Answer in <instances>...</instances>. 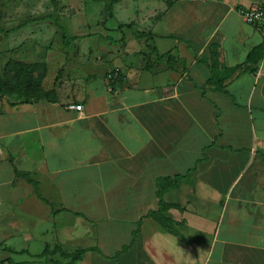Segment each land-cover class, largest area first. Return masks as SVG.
Returning a JSON list of instances; mask_svg holds the SVG:
<instances>
[{
    "label": "crops",
    "instance_id": "obj_1",
    "mask_svg": "<svg viewBox=\"0 0 264 264\" xmlns=\"http://www.w3.org/2000/svg\"><path fill=\"white\" fill-rule=\"evenodd\" d=\"M149 1L116 78L0 97V264H264V0Z\"/></svg>",
    "mask_w": 264,
    "mask_h": 264
},
{
    "label": "rangeland",
    "instance_id": "obj_2",
    "mask_svg": "<svg viewBox=\"0 0 264 264\" xmlns=\"http://www.w3.org/2000/svg\"><path fill=\"white\" fill-rule=\"evenodd\" d=\"M150 3L149 0H0V75L10 59H19L46 61L50 74L63 78L80 73L104 80L111 68L118 65L120 52L124 49L130 52L139 41L149 43L152 34L148 27L141 25L138 30L136 24L150 22V15L144 14ZM118 20L130 22V26L122 25L121 29ZM63 34L67 35V44Z\"/></svg>",
    "mask_w": 264,
    "mask_h": 264
},
{
    "label": "trees",
    "instance_id": "obj_3",
    "mask_svg": "<svg viewBox=\"0 0 264 264\" xmlns=\"http://www.w3.org/2000/svg\"><path fill=\"white\" fill-rule=\"evenodd\" d=\"M122 25L130 26V23L120 24L119 27H123ZM63 38L64 43L67 44V35L63 34ZM235 68L237 67L225 68L224 72L230 73L235 70ZM47 72L48 67L44 62H27L19 59H10L6 64L3 75H0V96L8 95L16 98L26 97L32 100L46 99L55 101L57 99L56 89L48 90L42 85V81L46 77ZM223 79L224 78H218L217 75H213L210 83L215 84L220 90H225ZM182 177L181 175H176L173 178L161 177L158 179L157 194L160 199L159 208L150 211L148 215L158 220L163 227L167 226V216L164 212L169 207V204L163 199L164 192L170 186H179ZM77 258H79V255L69 264H75L74 261Z\"/></svg>",
    "mask_w": 264,
    "mask_h": 264
},
{
    "label": "built area",
    "instance_id": "obj_4",
    "mask_svg": "<svg viewBox=\"0 0 264 264\" xmlns=\"http://www.w3.org/2000/svg\"><path fill=\"white\" fill-rule=\"evenodd\" d=\"M238 13L240 16L252 25H255L259 28L262 38L264 40V7L263 6H253V7H240L238 9ZM120 69L115 68L110 72L108 78L114 79L118 76ZM69 109L82 111L83 105L78 103H70L68 104Z\"/></svg>",
    "mask_w": 264,
    "mask_h": 264
}]
</instances>
